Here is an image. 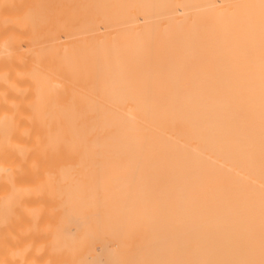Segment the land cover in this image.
<instances>
[{
    "label": "bare ground",
    "instance_id": "6f19581e",
    "mask_svg": "<svg viewBox=\"0 0 264 264\" xmlns=\"http://www.w3.org/2000/svg\"><path fill=\"white\" fill-rule=\"evenodd\" d=\"M0 264H264V0H0Z\"/></svg>",
    "mask_w": 264,
    "mask_h": 264
}]
</instances>
